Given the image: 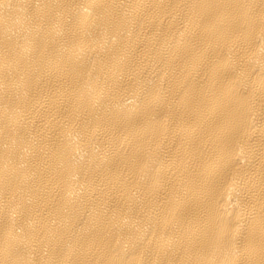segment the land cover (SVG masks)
Here are the masks:
<instances>
[{
    "label": "bare ground",
    "instance_id": "bare-ground-1",
    "mask_svg": "<svg viewBox=\"0 0 264 264\" xmlns=\"http://www.w3.org/2000/svg\"><path fill=\"white\" fill-rule=\"evenodd\" d=\"M0 264H264V0H0Z\"/></svg>",
    "mask_w": 264,
    "mask_h": 264
}]
</instances>
